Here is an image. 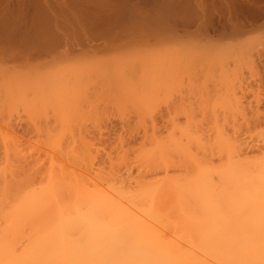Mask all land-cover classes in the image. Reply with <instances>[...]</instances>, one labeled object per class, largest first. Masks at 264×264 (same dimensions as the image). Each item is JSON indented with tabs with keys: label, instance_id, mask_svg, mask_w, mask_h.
<instances>
[{
	"label": "bare ground",
	"instance_id": "1",
	"mask_svg": "<svg viewBox=\"0 0 264 264\" xmlns=\"http://www.w3.org/2000/svg\"><path fill=\"white\" fill-rule=\"evenodd\" d=\"M40 22L41 20L38 21L39 25L43 23V21L41 24ZM42 30L44 29L42 28ZM42 32L40 33L41 36L40 34L39 36L43 38H39L37 40V43L39 44L40 42L45 43L44 41L46 40L55 44L56 41L60 43V41L62 40L61 38H58L60 37L59 35L55 36L54 32L49 33L48 31H46L47 33L45 34L44 32ZM63 36L65 37V35H61V37ZM68 37H66V39L69 40ZM52 38H58V40H54ZM32 41H35L36 43V39ZM64 41L65 40H63V42ZM29 42L27 43L29 44ZM51 43H49L50 47L51 45H53V43ZM43 45L44 44H42V46ZM25 46L26 45L24 44V47ZM30 46L28 47L31 48ZM153 66L154 68L157 67L155 66V64ZM167 66L168 65H166V67ZM166 67L164 68V70L169 68L170 66H168L167 68ZM158 68H160L161 71L162 67L160 65ZM157 72L160 73L159 70ZM174 72L175 71H173V73ZM60 77L64 79L62 76ZM60 77H57L59 83H54L53 81V84H58L56 86H58L59 89L56 87L55 90L58 89L57 91L59 93L54 90L55 87H52L53 84L49 88H47L50 85L49 82V84L47 83L48 86L46 84L45 87L46 90H50V92L52 93L57 92L58 94L55 93L54 95L57 94L59 96L53 100L49 97H46L49 99L45 100V104L50 106V109H52L51 106L58 107L61 103L63 104L62 106L67 105V102L73 104L72 102L74 101L77 102L79 100H82V96H85L83 98V104L86 102V98L88 100L91 99L90 96L86 97L87 92H89L91 88L88 90L86 89V91V87L84 89L79 88L81 91H83L82 96L79 97V100H76L77 96L76 99L74 98V95L77 94H73L75 93L73 90H71L73 91V93L72 95L69 94V98L67 92L73 87L72 85H75V88L76 84H72L70 82L71 79L69 81L65 80L63 82L65 83V85L63 83L62 84L64 85L65 89L66 87L67 89H61ZM220 78H223V76H220ZM14 79L17 80L16 77ZM117 79L121 83H124V87L122 84L119 85L120 82H118ZM3 80L0 81V83L4 82ZM74 80L76 79L74 78ZM74 80L73 82H76ZM115 80H117L115 83H113L112 81H108V84L110 83L109 87L106 83L107 81L105 80H103L104 83H102L101 80H98V82L100 81L102 84H104L105 87L107 85L108 89L114 88L112 92L114 91L113 93L118 95L120 98L123 97V101L122 99L118 100L117 98L119 97H116L111 92V95H113V97H116V99L114 100H117L118 104L122 102H127L128 104H130L132 100L129 101L130 98L128 95L133 92V94H135L136 96L133 95L134 97H131L132 94H130V97L133 99L132 104L134 103V101V104L138 105L136 102L142 101V104L144 102L146 103L147 100L150 101L149 99H152L147 98V100H145V96L147 94L145 96L143 95L146 92L144 87L149 82L146 84L145 81L139 79V81L142 82L139 83V85L141 84L139 87L143 86L144 88V90L142 88L141 90L136 89L138 88V83L136 85H132L133 82H123V80L121 81L120 78H116ZM129 81L131 80L129 79ZM163 81L165 82V85H167L166 80ZM93 82L95 83V81ZM67 83H71L69 84V87L68 85H66ZM3 84L4 83L0 84L1 88ZM112 84L114 85V87ZM155 84L156 83H154L153 87L155 91L153 90L152 94L153 92H156L157 89V86ZM91 85L93 86V84ZM91 85H89L88 83V85L86 86L90 87ZM8 86L10 87V85ZM117 86L118 88L122 87L119 90L120 93L118 92ZM125 86H127L128 88L125 91H122L124 90ZM51 87L53 88L54 92L51 90ZM131 88L133 89L129 93V89ZM7 89L9 88L7 87ZM18 90L21 93L20 89ZM77 90L76 92L78 93ZM115 90H117V93L115 92ZM127 90L128 92H126ZM138 90L141 92L140 95H138ZM161 90H164L163 86ZM1 91L3 92L4 90ZM71 91L69 92L71 93ZM94 91L95 89L90 92L94 93ZM121 91L124 92V94ZM143 91L145 92L143 93ZM6 93H8V90ZM62 93L66 96V98L65 96H62ZM83 93H85L86 95H83ZM118 93L121 95H119ZM160 93L163 94L162 91H160ZM169 93H171L170 90ZM16 94H18L17 90ZM152 94L151 96H153ZM0 95H2L1 98H4L6 94L4 95V93H1ZM29 95L30 94H28V96ZM40 95L42 96L45 94L42 93ZM100 95H102V93L99 94V96ZM11 96H13L12 93ZM92 96L95 97L96 95ZM148 96H150V94ZM98 97L96 96V99ZM103 97L100 98L103 99ZM164 97L165 102L171 100H167L166 96ZM5 98L9 97L7 96ZM46 98L44 97V99ZM141 98H143L145 101ZM158 98L163 97H161L159 94ZM217 98L218 97L216 96V100ZM232 98L233 97H231V101ZM72 99H74V101H72ZM93 99H91V103H88L91 106H94V104H96V102L94 103ZM10 100L11 98H9V100L6 99L5 101H9L6 104L9 105V103L12 101ZM103 100L105 101V98ZM240 100L241 99H238V101ZM107 101L106 103H108ZM231 101L230 103H232ZM236 101H234L233 104H235ZM225 102L228 105H226V107L224 106L225 109L227 108V111H230L231 108H235V110H238V113L239 109L242 110V112L244 110L243 106L241 105L243 103L238 102L239 105L236 103L239 107H236V104V106H233L232 104V107L231 105H229V102ZM86 103L84 104L86 105L85 108H88V104ZM109 103L113 104V102H111L110 100ZM205 104L208 105V103ZM18 105H20V103ZM78 105L82 106V101H80ZM76 106L77 105H75V107ZM168 106L170 105L168 104ZM240 106L242 107V109ZM57 107L53 109L57 110ZM140 107H137L136 111H146V108L145 110L141 111L142 107ZM228 107L231 108L228 109ZM6 108L7 107L5 106V109ZM31 108L34 107L32 106ZM69 108H72L74 110V107L70 106ZM58 109L61 111L60 107ZM65 109L66 108L64 107V111ZM67 109L66 112H68ZM92 109L93 107L90 109L89 106L87 112L88 110L90 111ZM149 109H151L150 106L147 110ZM233 109H231L232 111L229 113V111L227 112L223 108H220L221 111L224 110L226 111V113H228L226 115L228 117L225 116L226 113L223 114L221 112L223 116L220 115L221 113L217 110L220 114L216 113L215 118H217V121L214 120L215 123L212 122V118H209L211 120V123H213L214 125L210 127L204 124L207 128H211V130L208 129L209 133H206L207 136L202 135L204 134V131L202 130L203 128L200 131L198 130L201 126H197V124L195 123L196 120L193 119V116L191 117V114L187 117V122H189L188 119L190 120V123H188L187 127H184L185 124H183V126L180 125L182 126L180 127L179 125H177L178 122L176 123V120L168 119H174V116H176L174 114V116L172 115L173 117H165L169 121H167V123H170V121H172V124H167V127L170 128H168L169 130H167L166 128V130L164 131L168 132L164 133L165 135H161V137L158 134H162V132L158 133L160 130H156V128H158L155 126L156 123L150 125L151 128L153 127V125L155 126V128H152L151 130H144L146 124L144 125L143 122H145V119L148 120L147 116H153L151 114H153L154 110L152 109L153 111L151 110L149 112L146 111V113L148 114L142 113L143 116L141 118L140 114V122H138V126H140L139 123L144 125V128H142L144 134L142 135L144 136L143 142L139 141L141 144H143L136 149L134 147L135 150L131 149L133 158L127 156L128 152H130L131 150H125L123 152V148H120L123 154H121L122 152L118 149L117 150L120 152L119 154H112V156L114 157L117 156L116 158H113L109 155V159L111 158L110 160H108L109 164L106 159L107 157L105 158L106 161L103 158L102 160L105 161L106 164H108L107 168H105L109 171H107L103 167H101L102 170L99 169L100 171L94 168V164L96 165L97 169L99 168V166H97L96 162L94 161L96 157L94 156V147H92V143L90 142L91 139L89 138L90 140H88L87 138L89 136H86L84 135L85 133L83 134L82 132H80L82 128L80 130L78 129V131L77 128H74L76 129L74 131L68 128L69 124H75L76 126L78 125L75 120L72 121V118L77 120L79 117L84 118L87 114L96 115V113H94L93 111L91 112H93L94 114L91 112H86L83 114V112H79V109L77 108L75 113H77L78 110V114H73L72 118L70 117L69 112L67 114H65L64 112L63 118L65 117L64 115L69 116L68 120L67 117L65 118L68 124L64 123L65 126L67 125V127H64L70 130L65 129L68 131L60 132V134H57L56 132L58 131L55 130V128H53L51 125H49L50 128H53L55 130V132L49 128L50 131L47 130V133L49 131V135H52V133L55 134L53 135L54 137L50 136V138L52 137V140L47 139L50 142L52 141L51 146L47 145L48 148L50 147V149H53L54 147L55 149L53 150V154L55 155V153L58 152V154L62 158V161L64 159L67 163L69 162L66 165H71H61L62 162L60 163L58 160L57 164L60 163L61 166L58 167V165H56L58 169L53 170V167L55 168V165L53 166V164H56V162L52 163L53 161H55L52 159V162H49V164H51L48 165V168H50V166L52 165V168L49 169L51 172L47 169V172L49 174L45 173L37 176L35 174L36 172L32 170L33 167L29 166L28 164L27 166H20L21 164H12L10 158L14 157V160L17 161L22 159L21 157H23L24 155L21 156L20 154H23V152L21 153V151L23 150L19 149L20 144L18 143L17 145V140L15 137L14 141V139L10 137V134L6 132L4 133V135H1L4 132V129H0V145L4 151L3 154L7 161L5 166H2L3 168L0 169V264H264V151L262 150V153L254 157H248L246 155L247 153L245 154L247 144L246 142H242L239 140V138L241 139L242 135V132L240 130L243 129V124L245 125V121L247 122L251 118L248 119L246 117L248 113L244 116L241 115V113H239V115L236 114ZM40 110L38 111L40 112ZM43 111L44 113H46L45 108L44 110L42 108V112ZM211 111L212 110H210V112ZM39 112L37 114H39ZM173 112L175 113L176 111ZM250 112L253 111H249V113ZM59 113L62 112H58V114ZM243 113H245V111ZM171 114L169 113V115ZM253 114H255V111ZM7 115L8 114H6V116ZM54 115H56L57 122H59L60 119L59 116H57L56 112L54 113ZM144 115H146V117L143 119ZM182 115L184 116V113ZM51 116L54 117L52 114ZM240 116L244 118L240 119ZM189 117H191V119ZM56 119L54 121H56ZM124 119H126V117ZM149 119H151L152 121L153 117ZM219 119L221 120L222 124ZM239 119L241 121L243 119L244 123L242 122V125H240L241 123ZM88 121H91V118ZM60 122L63 123V121ZM73 122L74 124H72ZM192 122H194L195 124L193 125ZM52 124H54L53 121ZM59 125H61V123H59ZM249 125L251 124L249 123ZM249 125L247 126L248 128ZM138 129L139 128H137V131ZM65 130L63 128V131ZM258 130L256 132H258ZM75 131L80 134L73 135L76 134ZM212 131L213 134L210 135V132ZM230 131H232V134ZM243 131L245 133L244 129ZM40 132L41 131H39V133ZM67 132H71L70 139L72 136H75L72 137V139L74 138V140L71 139L72 141L66 138L70 141L69 143H65V141L67 140L64 138L67 137ZM229 132L231 135L229 134ZM63 133L66 136H63ZM5 134H7V137L5 136ZM56 135L57 137H55ZM208 135H210V137ZM236 135L238 138L236 137ZM163 136L166 137L163 138ZM246 138L248 139V137ZM9 140L11 142H9ZM255 140V142H258L259 144L262 142V145H260V147L263 146L264 130L261 133L259 131V134L256 136ZM122 142V140H117V143L119 145H122L120 144ZM39 143L41 144V142ZM62 143H64V147ZM65 144L68 145L66 146ZM37 146H35V148ZM117 146L116 148H118ZM137 146H139V144ZM260 147L258 146L259 149ZM46 148L47 147L44 148V151L48 149ZM40 151H42V149ZM125 152L127 153L125 154ZM48 154L49 153H47L46 155ZM47 158H49V156ZM131 163H134L135 166H132ZM132 167L137 168L136 170H138L137 173L139 174L138 177L134 178L135 181L131 176ZM122 169H126L127 173H125L126 171L122 173ZM120 172L122 174H120ZM152 172H154V174ZM46 174L48 175L46 176ZM150 174L153 176H151ZM156 174L157 177H154L156 176ZM41 175L46 177H39ZM132 180L134 181V184H132Z\"/></svg>",
	"mask_w": 264,
	"mask_h": 264
},
{
	"label": "rangeland",
	"instance_id": "2",
	"mask_svg": "<svg viewBox=\"0 0 264 264\" xmlns=\"http://www.w3.org/2000/svg\"><path fill=\"white\" fill-rule=\"evenodd\" d=\"M39 20H41L40 24L42 23V21L44 24L42 23L41 25H39ZM0 23V81H2L4 78V82H1L4 83V88L3 85L2 88L0 87V94L4 93V95L6 94L5 97L8 96L9 98H11L12 101L10 100L11 102L9 103V105H11V103L13 102L11 105L12 107L9 106L8 104H6L9 101H5L6 99L9 100V98H1L2 95H0V129H4V132L2 130L3 134H0L4 135V133L6 132L10 134V137L14 139V141L16 138L17 145L18 143L20 144L19 149L23 150H20L21 153L23 152V154H20V151L19 154L21 156L24 155V159L23 157H21V161L14 160V157L10 158L12 164H21L20 166H27L28 164L29 166L33 167L32 170L36 172L34 173L37 176L40 174L48 173L47 169L48 171H50L49 169L52 168V165L50 166V168H48V165L51 164H49V162H52V159L55 160L52 163L56 162V164H53V166L55 165V168L53 167V170L58 169L56 165H58V167H60L62 164L64 166H71L70 164L66 165L69 163H67L66 160L63 159L62 161V158L60 157L58 152L55 153V155L53 154V150L55 149L54 147L53 149H50V147L48 148V146L52 145V141H49L50 139L52 140V137L50 138V136H53L55 134L51 131L52 135H49V131L50 129H52L54 132L55 130H57L59 133H56L60 134V132H66L70 129L74 131L76 130L74 128H77L78 131V129L80 130L82 128L80 132H82L83 134L85 133L84 135L86 136H89L87 138L88 140L91 139L90 142L92 143V147H94V156H96V160L94 159V161L96 162L97 166H99V168L97 169L96 165L94 164V168H96V170H102L101 167L107 168L109 164L108 160L111 159H109V155L113 158H116L117 156L114 157L112 156V154H119V151H121L120 148H123V152L125 150L130 151L131 149L133 150L134 147L136 149L143 144H141L140 142H143L144 136L142 135L144 134L142 128H144L145 124L146 125L144 130H151L156 126L159 128H156V130H160L158 133L162 132V134H158L161 136L164 133L168 132L164 131L166 130V128L167 130H169L168 128H170L167 127V124H172V121H170V123H167L168 119L176 120V123L178 122L177 125L183 126V124H185L184 127H187L188 123H190L189 119V122H187V117L191 114V117L193 116V119L196 120V122L194 120L193 121L197 124V126H201H198V130L200 131L203 128L202 130L204 131V134H202V132L201 134L206 135V133H209L208 129L211 130L210 127L214 125L213 123H215V121H217V118H215L216 113H218V111L220 113L222 112L223 114L226 113L227 108L225 109L224 106L226 107L227 104L225 101H227V103H230L231 97L234 98V101L237 100L236 103L238 105V102L243 103L241 105L243 106V112L245 111V113H243L240 109L239 113H241V115L243 116L248 113V116L246 115V117L248 119H252L251 121V119L248 120L246 118L248 120L247 122L245 121L246 126L243 124L245 133L243 129L240 130L242 132V140L240 138L239 140L242 142H246L247 144L245 154L247 153L246 155L248 157H254L262 153V150L264 151V143L263 146L260 147V145H262V142L260 144L258 142H255L256 136L259 134V131L261 133L264 130V0H30V2L29 0H0ZM52 24L54 25V27ZM42 28L44 30H42ZM38 29L40 32L38 31ZM48 29H52L53 31H49ZM42 31L44 32V34L47 33L46 31H48L49 33L54 32V35H59L60 37L58 38H61L62 40L60 39V43L56 41V43L58 42L57 44H54L52 42L53 45H51V47L49 44L51 42L46 39L45 40L47 41V43L46 41L44 42L47 45L42 42H40L39 44L37 43V40L39 38H43L40 37V33ZM61 35H65V37L63 36V38L61 37ZM67 35L70 36L68 37ZM66 37H68L69 40L66 39ZM58 38L56 39L58 40ZM35 39L36 43L35 41H32ZM63 40L65 41L63 42ZM27 42H29V44ZM24 44L27 47H24ZM42 44H44V48ZM28 46H30L31 48H29ZM154 64L157 67L154 68ZM159 65L162 67L161 71L160 68H158ZM166 65L170 67L167 68L168 66L166 67ZM165 67L167 68L165 69L167 73L164 70ZM174 68L177 69L175 70ZM158 70L160 73L157 72ZM173 71L175 72L173 73ZM69 75H72L71 77H74L76 80H74V78H71ZM60 76H62L64 79H62ZM170 76L172 79L170 78ZM220 76H223V78H220ZM15 77L17 80L14 79ZM57 77H60L61 89H67V87L65 89V83H63L65 80L69 81L71 79L70 82L72 84H76L75 88V85H72L73 87L71 89L68 88L70 89L69 91L73 90L75 93H73V91H71V93L68 90V92L66 91L68 93V97L70 96L69 94H77L74 95L75 99L77 96L76 100H79V97L82 96L83 91L80 90L81 88L84 89L86 87L85 90L91 88L90 91L95 89L96 92L94 91V93H92L89 91L92 94L87 92V95L85 93H83V95H86V97L90 96L91 99L94 98L93 101L94 103L96 102V104H94V106H91L90 104H88L91 103V99L89 98L90 100H88L86 98L85 101L88 102L85 103L88 104V108H85L86 105H84L85 103L83 104V98L85 96H82V100L77 101L78 103L74 101V99H72V101L74 102L70 101L73 104L77 103L74 104V106L73 104L67 102V105L74 107V110L72 108H69L70 106H62V103L58 107L51 106L52 109L57 107V110L50 109V106L45 104V100L49 98L53 100L56 99V97H59L57 95L59 93L57 91L59 88L58 86H56L58 84H53V81L54 83H59ZM168 77L170 78V80ZM116 78H120L121 81L123 80V82L126 81L127 83L133 82L132 85H136L138 83V88L136 89L142 88L144 90L145 88L146 90V92L143 91V93L145 92L144 94L142 93L144 96L147 94L145 96V100H147V98L152 99H149L150 101L147 100L148 103L144 102L141 104L142 101H140L136 102L138 104L136 105L134 104V101V103L132 104L133 99L131 97H134L133 95L135 94H133V91V93H130V91L133 89L131 88L129 89V93L132 94V96L130 94L127 95L130 98L129 101L132 100V102H130V104H128L127 102V104L125 102H122L123 105L122 103L118 104L117 100H114L118 96L113 93L114 91L112 92L114 88H107V85L109 87L110 84H108V81H112L113 83H115L118 80H115ZM102 79L107 81V85L105 83L106 87L104 86V84H102L104 83ZM129 79L131 81H129ZM139 79L145 81L146 84L149 82L147 84L148 86L145 84L146 86L144 88L143 86L139 87L141 85H139V83H142L139 81ZM73 80L76 82L78 81V85L76 82H73ZM98 80H101L102 83L100 81L98 82ZM163 80H166L167 85H165V82ZM93 81H95V83ZM48 82L50 83L49 86ZM87 82L89 83V85L93 84V86H86L88 85ZM118 82L120 81L118 80ZM71 83H67L66 85H68L69 87V84ZM154 83H156L155 85L157 87H155L157 89L156 92H153L152 94V91L154 90ZM46 84L48 86L47 88H49L52 84V87H55L54 90L56 89V87L58 88L57 90H55L58 92H55L57 93V96L54 95L55 93L50 92V90H46ZM120 84L123 85L124 83L120 82L119 85ZM8 85H10V87ZM162 86L164 90H161ZM7 87L10 89V91L9 89H7ZM21 87L25 89H22ZM120 88H118V92ZM127 88L128 87L125 86L124 90L122 91H125ZM5 89L8 90V93H6L7 90ZM18 89H20L21 93ZM1 90L4 91L2 92ZM16 90L18 94H16ZM51 90L53 91V88ZM76 90L78 91V93L76 92ZM169 90L171 93H169ZM116 91L117 90H115V92ZM160 91H162L164 95L160 93ZM10 92L13 96H15H11ZM111 92L116 97H113V95H111ZM126 92H128V90ZM39 93L45 94L42 95L43 98ZM101 93L102 95L99 96V94ZM122 93L124 94V92ZM138 93V95L141 94L139 90ZM28 94L30 95L28 96ZM149 94L150 96L151 94L153 96L150 97L148 96ZM159 94L163 98H158ZM92 95H96L97 97L99 96L97 98L98 100L96 99V96L93 97ZM62 96L65 95H63L62 93ZM164 96H166L167 100H171L165 102ZM216 96L218 97L217 100ZM44 97L49 98L44 99ZM100 97H103V99L105 98V101ZM122 98L119 97L117 99L120 100ZM233 98L231 101L232 103L229 104L231 106L234 103ZM2 99L5 101V105ZM238 99L241 100L238 101ZM109 100L113 102V104L109 103ZM80 101H82V106L84 105L83 107L80 106L81 104L78 105ZM106 101L109 104L106 103ZM156 101H158L159 103ZM17 102H19L20 105H18L19 103ZM150 103H152L153 106ZM205 103H208L211 108ZM168 104L170 106H168ZM235 104H233V106L237 105ZM75 105L79 106L76 107L79 109V112L82 111L83 114L87 112L89 106L90 109L93 107V109L90 111L88 110L87 113L93 111L94 113H96V115H92L91 113L93 112H91V115H84L86 118L79 117L76 120L72 118L73 114H78V110L77 113H75L77 109ZM140 105L142 107L141 111L145 110V108L147 112L151 111L152 109L154 110L153 114H151L153 116L150 115L151 117H153V122L151 121V119H149L151 117L147 116L148 120H144V125L139 123L140 126H138V122H140V114L142 118V113H146V111H136V108L140 107ZM238 105L236 107H239ZM5 106L7 107V110L5 109ZM32 106L35 109L31 108ZM149 106L151 109L147 110ZM41 107L43 108V110L45 108L46 113H44V111L42 112ZM59 107L61 108V111L58 109ZM64 107L66 109L69 108L67 110L70 113L69 115L72 118V121L75 120V122H77L78 124L77 126L80 128H78L74 124V122L72 124H74L75 126L69 124L68 128L70 129L65 128L67 127V125L65 126L64 123H67L69 116L64 115L65 117L63 118V113H68L66 112V109L64 111ZM220 108H223L226 111H221ZM229 108L231 107H228V109ZM231 109L230 111L228 110L229 113L232 111ZM38 110H40V112ZM185 110L191 112L189 113ZM210 110L212 111L210 112ZM233 110L236 112V114H239L238 110H235V108ZM57 111L62 113L58 114ZM173 111L176 112L174 113ZM249 111L253 112L249 113ZM254 111L255 114H253ZM38 112L39 114H37ZM55 112L57 116H59L60 121H63V123L60 121L57 122V117L56 115H54ZM169 113L172 114L169 115ZM183 113L186 117L182 115ZM222 113L220 115H222ZM6 114L8 115L6 116ZM28 114L31 116V118L34 117L35 119L32 118V120ZM51 114L55 118L52 117ZM174 114L176 116H174ZM227 114L228 113H226L225 116ZM172 115L175 117L174 119L168 118L170 116L173 117ZM66 117L67 120H65ZM125 117L126 119H124ZM145 117L146 115H144L143 119ZM165 117L168 119H166ZM191 117L189 118L191 119ZM90 118L91 121H88L90 120ZM209 118H212L211 120H213V123H211V120ZM239 118L241 119L244 117L240 116ZM55 119L56 121H54ZM52 121L54 124H52ZM260 121H262L263 123ZM194 122H192L193 125L195 124ZM242 122L244 123L243 119L242 121L240 120V125H242ZM248 122L251 125H249ZM59 123H61L63 127L59 125ZM153 123H156V125H153V127L151 128L150 125ZM202 124H206L210 127L207 128L206 125L203 126ZM49 125L55 128V130L53 128H50ZM248 125L249 128L251 127L250 130L247 127ZM71 126L73 129L71 128ZM63 128L64 130H68L63 131ZM137 128H139L138 131ZM245 128L248 129L246 130ZM47 130H49L48 133ZM257 130L258 132H256ZM39 131H41L42 133H39ZM71 132H67L69 135L66 134L67 137L64 138L70 139ZM230 132L232 134V131ZM77 134L80 133L76 132V134L73 135ZM211 134H213V131L210 132V135ZM6 135L7 134H5V136ZM66 135H64L63 133V136ZM210 135L208 136L210 137ZM55 137H57V135ZM164 137L166 136H163V138ZM246 137H248V139ZM41 139L46 140L43 141ZM120 139L123 141L122 143H120L123 146L117 143V140L121 141ZM10 140L9 142H11ZM72 140H74V138ZM67 141H65V143L70 142L69 140ZM39 142H41V144ZM137 143L139 144V146H137ZM30 144H34L35 146L38 145L36 147L38 149H36L34 145L31 146ZM62 144L64 147V143ZM115 144L116 146L118 144V148H116ZM258 146L260 147V149L258 148ZM45 147L48 148H46L47 150L45 149L46 151H44ZM39 149H42V151H40ZM132 150L130 151L131 153L128 152L127 156L133 158ZM123 152L121 154H123ZM3 153L4 151L0 145V169H2L7 163ZM47 153L49 154L46 155ZM126 153L127 152H125V154ZM48 156L49 158H47ZM103 158L105 161L107 159L108 164H106V162L102 160ZM58 160L60 163L62 162L61 165L60 163L57 164ZM131 164L132 166L134 165V163ZM131 169L132 171H130L132 174H130L133 179L138 177L139 174L137 173V168L132 167ZM106 170L109 171L108 169ZM124 171H126V169L121 170L122 173H124ZM121 172L120 174H122ZM125 173H127V171ZM152 173L154 174V172ZM48 174H46V176ZM42 176L43 175L39 177ZM154 177H157V174ZM134 181L132 184H134Z\"/></svg>",
	"mask_w": 264,
	"mask_h": 264
}]
</instances>
